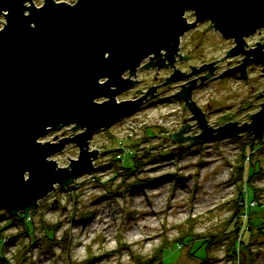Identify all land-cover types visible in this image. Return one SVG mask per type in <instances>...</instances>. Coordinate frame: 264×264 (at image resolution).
Returning a JSON list of instances; mask_svg holds the SVG:
<instances>
[{"label": "rangeland", "instance_id": "1", "mask_svg": "<svg viewBox=\"0 0 264 264\" xmlns=\"http://www.w3.org/2000/svg\"><path fill=\"white\" fill-rule=\"evenodd\" d=\"M43 1L34 0V4L40 6ZM55 1L72 4L76 0ZM187 16L192 19L189 13ZM4 22L0 15V27ZM209 25L207 21L199 23L181 37L182 54L189 55L182 67L223 57L215 65L224 71L241 62V55L224 57L234 43L211 27L203 32ZM246 41L248 46L263 42L264 28ZM141 79L150 81L147 72ZM195 85L193 100L207 114L208 126L234 120L241 124L260 109L264 74L260 65L252 64L246 77L234 73ZM138 89L117 98L128 99ZM166 97L161 95L157 97L162 98L160 103L148 104L96 132L89 141L90 149L99 151L91 172L69 186L56 185L24 221H0V254L6 259L2 264H136L152 257L162 258L160 264H232L225 231L239 219H233L232 214L241 193L252 202H245L251 221H240L244 228L249 222L254 224L253 232L244 233L250 249L243 262L264 264V142L260 141L264 136L253 139L249 135L250 140L247 133H237L241 136L230 134L188 146L189 140L179 142L170 134L185 125L183 118L190 117L189 112L183 110V102ZM194 122L186 120L192 125L183 136L201 132ZM71 127L51 130L39 141L58 142L82 131ZM248 141L255 150L251 148L246 169H240L248 163L242 151L243 142ZM144 151H149L150 157L143 158L127 175L118 170L119 161L112 160L122 154L120 163H125L126 155L137 153L142 158ZM77 156L78 148L69 144L52 159L66 167ZM0 213L6 215L3 209ZM204 238L212 242L205 246ZM164 246L167 248L162 251Z\"/></svg>", "mask_w": 264, "mask_h": 264}, {"label": "water", "instance_id": "2", "mask_svg": "<svg viewBox=\"0 0 264 264\" xmlns=\"http://www.w3.org/2000/svg\"><path fill=\"white\" fill-rule=\"evenodd\" d=\"M0 15L5 18L0 28V209L21 212L26 219L56 185L69 186L93 170L99 153L90 149L93 135L131 116L155 90L118 101L135 87L137 69L173 65L181 37L199 23H210L203 32L211 27L233 41L225 58L242 56L216 79L237 72L246 77L252 64L264 74V41L253 46L246 41L264 28V0H44L40 6L34 0H0ZM215 61L188 73L175 69L166 83L208 71L203 83ZM195 87L175 94L192 115L183 118L185 125L171 139L189 140V146L232 133L264 136V90L249 122L213 127L191 98ZM187 119L196 120L199 134L182 135L192 125ZM67 126L82 131L58 142L39 141ZM69 144L78 148V156L61 167L52 157Z\"/></svg>", "mask_w": 264, "mask_h": 264}, {"label": "trees", "instance_id": "3", "mask_svg": "<svg viewBox=\"0 0 264 264\" xmlns=\"http://www.w3.org/2000/svg\"><path fill=\"white\" fill-rule=\"evenodd\" d=\"M240 135V134H237V133H232V135ZM244 135H246V134H244ZM241 136V135H240ZM248 138H250V140H251V137L248 135ZM264 139L262 138L260 141L261 142H264L263 141ZM252 141H248V142H246V143H244L243 142V145H244V147H242V151H243V153H245L246 154V158H245V160L246 161H248L249 160V155H251L252 154V150H251V148H252V144L253 143H251ZM255 143H257V142H255ZM120 147V146H119ZM248 148H250V152H249V150H248ZM252 149H254V148H252ZM255 150V149H254ZM131 153V152H130ZM150 152L149 151H144V153L143 154H141L142 156H139V157H142V158H138V156H137V153H133V154H129V156L128 155H126V157L123 159L124 161H125V163H120V161L122 160V159H120V158H118L117 156L119 155H115L114 157H113V161H119V162H117L116 164H117V167H118V170H120V172H126V174L125 175H127V173L129 174V173H131V172H133V171H135L137 168H138V166L139 165H141V163H142V161H143V158H145V157H150V154H149ZM243 156H244V154H243ZM111 160V161H112ZM113 163V162H112ZM111 163V164H112ZM250 163V161H248V163L246 162L245 164V166H243L242 164H241V166H240V169H246V167L248 166V164ZM115 164V163H114ZM242 167H244V168H242ZM124 175V174H123ZM251 177V176H250ZM253 190L255 189V188H252ZM241 195V197H240V200L238 201V203H237V210H235L234 212H233V214H232V216H233V219H236V218H239L238 220H233V222L230 224L231 226H229V230L228 231H225V233L227 234V235H229V246H228V248H227V255H229L230 257L232 256V260H233V263L232 264H244V256H245V254H247L246 253V250L247 249H250V248H248L249 247V244H250V242H248V243H246L247 241H244V239H243V237H244V233L246 232V231H248V230H250V231H252L253 232V223H251V222H249L248 224H247V227H243V226H245V224L247 223V221H251L250 220V218H248L247 219V217H248V209H249V207H248V204H245V202H249V201H251L252 202V200H246L247 199V195H245V193H241L240 194ZM254 200V199H253ZM2 210V209H1ZM239 212V213H238ZM31 214V213H30ZM5 218H7V219H9V220H11V221H24L25 219L23 218V216H22V213L20 212L19 214H16V215H10V214H8L7 212H6V215L4 216L3 214H1L0 213V221L1 220H4ZM30 219V218H29ZM6 220V219H5ZM240 220H242V221H244V223L245 224H242L243 222H241ZM28 221H30V220H28ZM247 228V229H246ZM255 228V227H254ZM257 228V227H256ZM262 227H259L258 228V231L261 229ZM1 226H0V232H1ZM45 230L47 231H53L54 232V229L52 228V227H46L45 228ZM241 230V231H240ZM49 234V233H48ZM1 235V234H0ZM53 237H54V235H53ZM53 237H51L50 239H54ZM251 237V236H250ZM0 239H3V237H1L0 236ZM204 241H206V243L205 242H203L204 244H205V246L207 245V243H211L212 242V240H210L209 238H204ZM165 248H167L166 246H164V247H161V249H162V251L165 249ZM206 248H208V247H206ZM238 248H239V250H238ZM249 251V250H248ZM239 253L241 254V256H239ZM161 254H162V252H161ZM250 254V253H249ZM6 259L4 258V256H2L1 254H0V264H2L3 263V261H5ZM161 261H162V258H156V257H152V258H146L145 260H140V261H137V263L136 264H160L161 263ZM139 262V263H138Z\"/></svg>", "mask_w": 264, "mask_h": 264}, {"label": "flooded vegetation", "instance_id": "4", "mask_svg": "<svg viewBox=\"0 0 264 264\" xmlns=\"http://www.w3.org/2000/svg\"><path fill=\"white\" fill-rule=\"evenodd\" d=\"M189 13L190 17L193 20V14L191 11L187 12V14ZM233 46V45H232ZM231 46V47H232ZM230 47V48H231ZM229 50V48H228ZM227 52V50H226ZM225 52V53H226ZM189 58V55H184L182 54V44L180 42L179 45V51L178 54L175 57V61L174 64H169L167 67L164 68H158V67H150V68H144V67H140L137 69L136 71V75H135V80H137V83L135 85V87L133 89H136L139 86V89L136 91H133V95L131 97H129L128 99H135L138 98L139 96H141L144 92H146L148 89L155 87V90L152 94H149V96L143 101V103L140 106V109H144L146 107V105L148 104H154V103H160L162 98H157L161 95H166V98H169L172 101H178V102H183L182 104V108L185 112H189L188 116H191L192 113L189 111L188 108H186L184 106V101L177 98L175 96V94L181 89V88H186L188 86H194V84H205L206 81L210 78V79H214L216 75H218V73L222 72L221 70H219V64L217 63L214 66V72L210 74V77L207 78L206 80L203 81V83H201V77L207 75L209 72L208 71H204L195 75H192L190 78H185L183 80L174 82V83H166L167 78H169V76H171V74L174 73L175 69L180 70L184 73H188L192 70V67L198 68L202 65H204V63L199 64V65H193V64H189L187 67H182V63L185 62V60H187ZM148 62V60L145 61V63ZM239 62H236V64L234 65H230L227 67V69L232 68L234 66H237ZM206 64V63H205ZM226 69V70H227ZM143 72H147L148 77H150V81L143 83L142 79H141V74ZM238 73V72H237ZM190 82V83H189ZM133 89H129L127 91H131ZM197 91V89L192 88L191 90V98L193 99L195 92ZM127 99V98H126ZM200 107V106H199ZM202 109V106L200 107ZM203 111V110H202ZM205 113V112H204ZM206 118L207 114L205 113ZM195 120H193V123ZM216 125H221V124H216Z\"/></svg>", "mask_w": 264, "mask_h": 264}, {"label": "built area", "instance_id": "5", "mask_svg": "<svg viewBox=\"0 0 264 264\" xmlns=\"http://www.w3.org/2000/svg\"><path fill=\"white\" fill-rule=\"evenodd\" d=\"M186 17L188 18V21H192V19H189V17L187 16V13H186ZM4 24V23H3ZM3 24L1 25V27L0 28H2L3 27ZM181 42V41H180ZM162 52H164V51H162ZM119 101V100H118ZM122 156V154L120 155H118L117 157L118 158H120Z\"/></svg>", "mask_w": 264, "mask_h": 264}]
</instances>
